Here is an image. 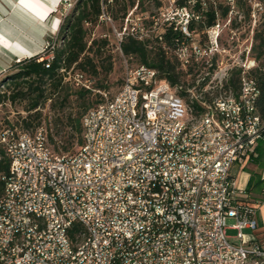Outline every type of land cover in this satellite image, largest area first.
<instances>
[{"label": "built area", "instance_id": "1", "mask_svg": "<svg viewBox=\"0 0 264 264\" xmlns=\"http://www.w3.org/2000/svg\"><path fill=\"white\" fill-rule=\"evenodd\" d=\"M172 14L163 21L189 35L188 10ZM186 50H174L182 66ZM236 66L238 89L210 101L190 88L186 100L154 68H126L120 89L83 117L72 154L55 153L42 126L3 130L0 264H264L257 209L238 200L231 172L264 141L250 76L256 61ZM65 79L90 86L77 71Z\"/></svg>", "mask_w": 264, "mask_h": 264}, {"label": "rangeland", "instance_id": "2", "mask_svg": "<svg viewBox=\"0 0 264 264\" xmlns=\"http://www.w3.org/2000/svg\"><path fill=\"white\" fill-rule=\"evenodd\" d=\"M75 1L65 0L62 4L58 3L61 6L57 11L59 21L56 23V19L51 18L46 23L48 29L46 34L53 35L56 33L61 16L70 10ZM138 1L140 2L139 5ZM174 1L137 0L133 7L127 9L122 22L121 15L124 11L119 10L117 19L112 17L99 19L96 25L90 26L92 31L90 40L104 36L107 39V43L100 53L96 52L94 56V61L98 66V74L85 73V77L90 79L89 85L93 87L91 93L81 94L79 89L81 85H76L71 79L70 82L73 85H69L68 89H59L50 96V99L42 103L37 111H28V99L10 100L8 96L11 95L13 89L7 86L1 88L3 94L0 96V131L7 127L17 131H30L34 127L42 126L51 137L48 138V141L55 153H74L78 149L79 134L72 126L76 122L75 120L86 111L85 106H94L95 100L99 96L102 97L103 101L111 98L120 89L126 68H134L140 65L136 57H128L122 54L119 47L121 39L133 27H140L143 31L142 36L149 38L152 32L160 29L163 18L166 15H173V11L178 9ZM215 1L223 5L229 4L230 10L226 16H219L215 25L189 32L191 38L189 43L185 44L186 55L189 57L193 53L192 47L196 45L198 52L195 55L197 57L190 60L186 66L180 64L185 73L181 78L185 82L182 87H189L199 99L204 101H210L218 95L228 93L229 88L225 89L224 85L237 69L236 63L255 58L252 51L253 36L255 28L264 21V0H240L238 6L235 4V0ZM116 7L119 9L122 5ZM8 13L4 10L0 12V22L4 23L12 19L18 28H23L22 18L19 14L13 18H8ZM152 17L158 18L156 30L150 26ZM37 37L36 33L28 34V38L34 42ZM42 43L43 45L40 46L44 48L45 40ZM11 45V43L3 44L0 42V79L14 72V70L7 68L10 61L22 59V56H16L11 52L13 46ZM209 48L212 49L211 52ZM259 63L260 61L256 60V66ZM225 69H228L226 80L221 84L219 79ZM202 82H205L203 86H201ZM66 92L68 93V100L65 104H61L60 99ZM24 120L29 123L28 127L25 126ZM226 234L232 242H238V239L235 238L236 230L227 228Z\"/></svg>", "mask_w": 264, "mask_h": 264}, {"label": "trees", "instance_id": "3", "mask_svg": "<svg viewBox=\"0 0 264 264\" xmlns=\"http://www.w3.org/2000/svg\"><path fill=\"white\" fill-rule=\"evenodd\" d=\"M137 0H76L70 10L61 16L57 31L55 34L45 35V42L49 45L44 47L42 51L34 55L24 57L19 60H14L9 66V70H14L13 73L0 79V96L3 94L4 86L12 88L11 95L8 96L10 100L16 98L28 99L29 105L27 110H35L44 103L50 96L59 89L65 90L69 85H73L70 80H66L67 72L77 71L82 73H90L97 75L98 66L94 61L96 52L101 51L107 43L106 36L100 38H91V28L102 19L103 15H107L109 19L118 18L119 10H123L122 19L128 8L133 7ZM240 0H235L238 6ZM177 8H186L189 10L190 19L187 24L188 32L195 29H206L215 25L219 16H226L230 10V5L216 3L215 0H175ZM138 1V5H139ZM117 5H122L119 9ZM105 7V8H104ZM61 8L58 5V9ZM54 11L51 12L53 14ZM106 12V13H105ZM150 26L153 29V21L150 20ZM158 25H156L157 27ZM154 27V30H156ZM143 30V29H142ZM143 31L140 27L128 31L123 36L119 43L122 54L128 57H136L140 65H146L154 68L157 71V78L159 81H166L172 86H182L185 82L182 81V76L185 74L180 67V62L176 57L174 50L180 44H188L190 35L184 34L180 29L174 28L173 22H162L158 31L152 32L149 38L143 37ZM252 51L254 59L259 60L260 63L250 71V76L254 79L255 85L258 89V96L256 98L257 111L264 118V21L260 22L255 28L253 36ZM52 45V46H51ZM197 56L192 53L189 55V60H194ZM239 72L240 69H235L233 75L225 83V89H232L236 91L239 86ZM73 74V73H72ZM89 78V77H87ZM90 80V79H89ZM205 82L201 83V86ZM192 86V85H190ZM189 87H181L178 93L186 100H189V93L186 89ZM81 94H89L93 87L79 86ZM61 104H65L68 100V93L66 92L60 99ZM103 102L102 97L99 96L95 100L94 106L86 105L85 112L77 118L72 126L79 134L78 147L83 143V117L91 109ZM197 111H201L202 107L192 102ZM88 108V109H87ZM25 121V120H24ZM25 126L29 123L25 121ZM38 127V126H37ZM34 127L30 131L33 132ZM5 129L13 128L7 127ZM0 131V197L4 193L5 181L3 177L9 171V157L5 150V145L1 142ZM47 142L50 146L48 138L51 137L46 132ZM264 156V150L257 155ZM262 183L260 178L254 180L250 178L246 191L248 192L252 187H258ZM263 188V187H259ZM242 203L249 205L256 209V201L248 198L238 199Z\"/></svg>", "mask_w": 264, "mask_h": 264}, {"label": "crops", "instance_id": "4", "mask_svg": "<svg viewBox=\"0 0 264 264\" xmlns=\"http://www.w3.org/2000/svg\"><path fill=\"white\" fill-rule=\"evenodd\" d=\"M60 0H0V12L8 11V18L19 16L22 18L23 28H18L11 19L0 22V42L12 45V53L20 55L22 58L34 55L42 51V41L45 40L47 32L46 23L55 18L56 23L59 21L57 16V5ZM53 14H51V12ZM36 33L37 40L34 42L28 38V34ZM40 38V39H39ZM14 61H10L9 66ZM264 150V141L258 142L257 153ZM231 172L236 178L238 187L242 190L239 193L240 198H248L256 201L258 229L257 236L264 238V156L250 159L243 164H234ZM254 180L260 178L262 183L258 187H252L248 192L250 178ZM259 187H263L262 189ZM252 195V196H251ZM253 197V198H250Z\"/></svg>", "mask_w": 264, "mask_h": 264}]
</instances>
